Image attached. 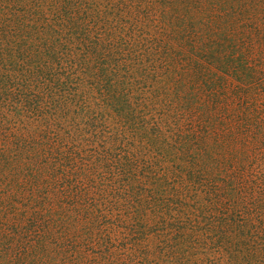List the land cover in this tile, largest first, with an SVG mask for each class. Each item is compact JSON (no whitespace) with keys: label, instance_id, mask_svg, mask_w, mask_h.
Wrapping results in <instances>:
<instances>
[{"label":"trees","instance_id":"trees-1","mask_svg":"<svg viewBox=\"0 0 264 264\" xmlns=\"http://www.w3.org/2000/svg\"><path fill=\"white\" fill-rule=\"evenodd\" d=\"M255 59L264 0H0V264H143L138 238L110 243L114 208L144 216L182 138L206 166L238 124L236 83L248 98L258 85ZM232 178L204 191L207 207L234 204ZM198 200L195 218L176 195L158 211L171 259L203 224ZM81 229L98 254L78 247Z\"/></svg>","mask_w":264,"mask_h":264},{"label":"rangeland","instance_id":"rangeland-1","mask_svg":"<svg viewBox=\"0 0 264 264\" xmlns=\"http://www.w3.org/2000/svg\"><path fill=\"white\" fill-rule=\"evenodd\" d=\"M250 64L252 69L261 67L263 71H260V76L254 78L253 84L258 83V85L255 88L250 87V98L246 96L248 85L243 81L236 83L239 87L238 102L240 99L243 101L238 104V124L235 131L233 133L227 132V129L220 131L219 145L209 142L210 158L204 167L194 160L200 153L198 142L186 140L184 144V138L178 140L175 153L167 158L163 157L160 161V165L165 162L175 172L155 190L156 202H147L144 204L145 208H138L137 212L142 211L144 216L130 218L131 212H127L123 202L114 208V217L121 214L122 219L117 217L118 220L111 225L110 234L116 240L114 244L110 242L112 245L117 244L123 248L130 241L138 238L141 246L139 249L145 252L138 250L139 255L144 258L143 260L138 258V262L143 264H264V59L250 60ZM251 99L254 100L248 110L253 112L249 111L248 114L246 106L249 107L247 101L250 102ZM247 116L250 119L249 124L245 122ZM193 131L200 135V129L195 128ZM214 157L221 165L215 178L208 175L217 164ZM209 167L210 170H206ZM190 168L194 171L192 175L187 172ZM225 176H233L230 182L237 191L234 204L218 201L207 207L208 202L202 194L205 190L216 187L217 182L224 180ZM175 195L180 202H185L190 207L192 218H195L194 206H197L200 197L205 205L203 208L205 214L203 218L199 215L203 224L191 232L190 238L183 246V251L181 249L180 252L184 255L171 259V254L167 252L170 250L166 241L169 237L164 233L165 220L159 216L158 211L165 209L168 202H174ZM119 209L122 212H118ZM185 224L187 229H190L189 221H186L178 224L181 231ZM114 225L118 238L112 231ZM135 230L137 236L129 238L125 234V232L134 233ZM170 233L171 231L168 232ZM181 234L176 233L180 236ZM74 239L82 252L98 254L102 250V246L100 248L95 243L94 237L88 235L85 230L81 229ZM162 251L164 255H161ZM186 257L187 259L184 260Z\"/></svg>","mask_w":264,"mask_h":264}]
</instances>
